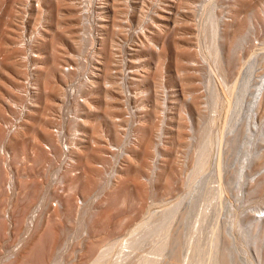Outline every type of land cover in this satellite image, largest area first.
I'll list each match as a JSON object with an SVG mask.
<instances>
[{"label":"rangeland","instance_id":"obj_1","mask_svg":"<svg viewBox=\"0 0 264 264\" xmlns=\"http://www.w3.org/2000/svg\"><path fill=\"white\" fill-rule=\"evenodd\" d=\"M261 78L264 0H0V264H264Z\"/></svg>","mask_w":264,"mask_h":264},{"label":"built area","instance_id":"obj_2","mask_svg":"<svg viewBox=\"0 0 264 264\" xmlns=\"http://www.w3.org/2000/svg\"><path fill=\"white\" fill-rule=\"evenodd\" d=\"M30 84L28 83L27 86V96H28V88H29ZM30 99V97H28ZM26 110V109H23ZM18 116L13 118L12 122H9L7 125V127L10 129V127L13 124H16V118ZM65 117V116H64ZM79 121V118H76L75 123ZM73 131V129H72ZM53 134L55 135V137L57 138V140L60 143V146L62 148V151L64 153H67V150H69V147H72V132H69L66 128L65 125L60 123L58 124V130H52Z\"/></svg>","mask_w":264,"mask_h":264},{"label":"bare ground","instance_id":"obj_3","mask_svg":"<svg viewBox=\"0 0 264 264\" xmlns=\"http://www.w3.org/2000/svg\"><path fill=\"white\" fill-rule=\"evenodd\" d=\"M262 80V81H261ZM260 83H258L256 86H255V90H254V92L252 93V100L250 101V105H249V109L251 110L252 109V106H253V103H254V100L258 97V95L260 94L261 95V91H263V88H264V79H260ZM242 86H241V88H242V90H241V95H242V93H244L246 90H247V80H246V78L244 79V81H243V83L241 84ZM259 98V97H258ZM258 98L256 99L257 101H258ZM256 101V102H257ZM54 130H58V127L57 128H55ZM79 135H81V133L79 134ZM80 139H81V137L79 138V140L78 139H76V140H78V141H75V142H73V144H72V147H69V150H67V152H71L72 150H73V148H74V146L80 141Z\"/></svg>","mask_w":264,"mask_h":264}]
</instances>
